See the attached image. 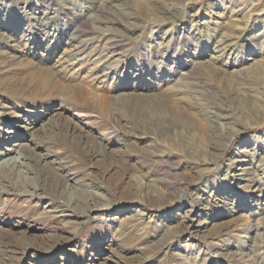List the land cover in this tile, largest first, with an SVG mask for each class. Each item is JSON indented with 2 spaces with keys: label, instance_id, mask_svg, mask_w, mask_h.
<instances>
[{
  "label": "rangeland",
  "instance_id": "374dc122",
  "mask_svg": "<svg viewBox=\"0 0 264 264\" xmlns=\"http://www.w3.org/2000/svg\"><path fill=\"white\" fill-rule=\"evenodd\" d=\"M133 1L88 0V5L96 8L90 13L100 23ZM138 1L146 8L164 6L177 13L168 19L150 16L154 31L133 33L134 56L122 57L116 75L101 83L93 79V56L76 51L80 39L90 37H78L72 25L65 26L62 9L41 0H0V37L5 39L0 41V165L21 149L48 161L41 165L24 156L23 162L1 168L0 264H264L261 246L256 250L254 245L264 241V16L256 26L245 24L230 13L227 2H237L245 15L248 10L259 14L264 0H181L182 9L173 0ZM64 2L75 10L78 4L85 6L82 0ZM49 17L59 21L53 25ZM217 26L227 29L218 32ZM180 34L192 46H183L177 40ZM170 37L176 39L168 42ZM163 64L166 69L160 71ZM197 64L205 73L213 65L229 76L253 69L259 76L245 93L250 104L259 103L261 114L244 115L219 96L230 116L226 128L218 126L226 140H213L216 150L209 148L208 125L215 127L223 112L208 107L220 116L206 117L204 109L208 125L199 132L202 153L195 157L188 151L194 145L177 149L172 138L166 141L153 129L139 130L126 122L128 108L119 94L161 98V110L173 119L177 108L192 102L184 104L179 100L184 96L170 93V88L179 74ZM50 70L54 83L34 82L37 71ZM185 93L201 103L206 98L192 90ZM82 97L91 103L80 106ZM131 100L130 109H141L140 99ZM82 107L89 109L88 118L71 110ZM192 120L206 123L196 115ZM48 128L51 135L45 136ZM149 156L154 161L169 156L180 166L174 174L157 176ZM60 167L63 187L53 192L45 172ZM26 177L36 180V194L18 191ZM182 178L187 192L185 185L166 188ZM94 204L108 207L96 213Z\"/></svg>",
  "mask_w": 264,
  "mask_h": 264
},
{
  "label": "bare ground",
  "instance_id": "6f19581e",
  "mask_svg": "<svg viewBox=\"0 0 264 264\" xmlns=\"http://www.w3.org/2000/svg\"><path fill=\"white\" fill-rule=\"evenodd\" d=\"M17 1H23L24 2V0H17ZM41 1H45L46 4H48L49 6H51V5H53L54 7L58 6L59 8H57V9H62L61 14L62 13L65 14L66 15L65 17L67 19L66 22H64L66 25L65 24L64 25L65 26H71L72 25V28H74V29L69 28L68 30L72 29L74 31V33L77 34L78 37L83 36V35L90 37L87 40H84L86 37H82L80 39V42H79L80 48L77 49L76 51H77V54L80 53V55L84 54L87 56L88 55L93 56V59L90 58L92 60V62H94L93 64H95L94 73L92 72L93 73V79H95L101 83L104 81H107L113 75H116L115 73L120 68V63H118V62L122 59V57H123V59L128 57V60H130V58H132L134 56V54H133L134 48H133V46L131 47V45L133 43H135L136 41L134 40V38L132 36L133 33L140 32V33L144 34L149 30L154 31L153 27L151 25H149V23H151V22H149L150 16H154V17L161 16V17H164V19H168V17L177 13V12H172V10L170 11V10L165 9L164 6H156L157 9H154L155 6L154 7L151 6L149 8H146L144 6H141L139 4L138 0H135V2L134 1L132 3L130 2V4H127V3H126V5L121 4L123 6V9L121 10V12L119 11L116 14V17L114 16L113 13H111L110 16H112V17L111 18L109 17L110 19L106 18V22L101 21L100 23H103V26H101L100 23L97 22V19H96L97 17H94L93 13H90L91 10H93V12H95L94 10H96V8L92 7V5H88L89 4L88 0H82L83 4L85 6H82V3L78 4L77 10L69 8V5L66 4L64 2V0L62 1V4H60L61 0H41ZM169 1H171V0H169ZM174 1L176 2L175 5H178L179 7H181V9L183 6H185V3L182 2L181 0H173V2ZM190 2H192V0ZM227 2L230 4V6L228 8L230 10V13L232 15L242 17L240 20L245 24L251 23V24L256 26V24H258L260 18H262V16H264V8L260 11L259 14L258 13L250 14L249 13L250 11L248 10V13L246 12L247 14L243 15L242 14L243 10L241 11L240 8L237 9V7H238L237 2H230V1H227ZM86 5H88L89 7L88 6L86 7ZM226 6H228V5H226ZM168 9H169V7H168ZM245 9H248V8H245ZM107 10H110V9H104V10L102 9L99 11L102 13H106ZM55 18H57V19H55ZM46 20L52 22L54 25V23L59 21V17H49ZM98 20L100 21V19H98ZM107 20H109L108 23H107ZM129 21H131V22H129ZM43 22H45V21H43ZM109 24H111V25L108 26ZM136 24H138V25H136ZM126 26H129L132 30H128ZM263 26H264V23H263ZM225 28H226V26L225 27L217 26V28H215V30L220 32V31L224 30ZM212 32H214V31H212ZM45 33H44V35H45ZM75 38H76V36H75ZM177 38H178L177 40L180 41V43L183 44V46H184V44H186L187 47H190V45L192 46V44H191L192 41L190 40V38H188V36H182L180 34L179 37H177ZM77 39H79V38H77ZM175 39H176V37L174 39H172L170 37L168 42H170V41L172 42ZM4 40H5L4 37L3 38L0 37V41L5 42ZM6 41L11 42L10 39L9 40L7 39ZM18 41H20V40L18 39ZM182 41L184 43H182ZM130 43H132V44H130ZM99 46H101L102 48H105L107 53L102 52L105 54H100L99 52H97L95 50V48L97 49V48H99ZM168 47H170V46H168ZM74 53H76V52H74ZM155 55H157V54H155ZM65 56H66V54H65ZM116 57H118L120 59H118ZM67 58H70V57H67ZM75 59H77V58H75ZM79 59L76 61H79ZM70 60H69V62H70ZM73 62H75V61H73ZM123 63H122V65H123ZM173 63L175 65L177 64L175 62H173ZM65 65H66V63H65ZM70 65H71V63H69V66ZM262 68L264 70V67H262ZM162 69L163 70L166 69L165 64H163V66L159 68L160 71ZM188 69L189 70H187L184 74H179L180 77L175 81L174 86L172 88H170V93L177 94V95H183L184 97H180L179 100H182V102H184V104H186L187 101H191L192 103H190L187 106V108L183 109L184 111L181 109L182 106L180 108H177V110L174 111L175 114H174L173 119H171V115L169 114V112L161 110V109H165L164 101L161 98H157L156 101H154V100H150V99L146 98V96H138V97L134 96V93H121V94H119V96H120L119 101L124 102V108H128V109H124V112H125L126 118H127V119L124 118V120L126 122H130L131 125L136 126L139 130H140V128L145 129V130L146 129H153L155 132H159L161 135V138L162 139L165 138L166 141H167V138H172L174 141V145L177 149L186 151L188 145H190V146L194 145V151L193 150H188V151L192 152V155L197 157V156L201 155V153H202L201 149H199V146H198L199 144H201L198 141V140H201L199 138V132L202 130H205L203 128V125H205V124L208 125V120H207L208 118L203 117V115H204L203 110L204 109H207L208 107H210V109H215L217 111L223 112V115L220 116L215 111H213V112L209 111L210 109L209 110L207 109V111H206V117H211L209 114H212L213 118H214V116L216 114V115H219L221 118V119L218 118V120H215V127H212V124H211V126L208 125V128H207L208 130L206 129L207 130V136H206L207 139L206 140H207V143L209 144V148L211 146V148L216 150L215 149L216 145H211L213 140H215L216 143L219 140H226L225 135H222V134L219 135L218 134L222 131V129H221V131H220V129H218V126L224 125L226 128V126L228 125V122H226V121L229 120L230 116L228 114L227 109H225V106L223 105L224 102L221 101L219 96H222L225 99V101L230 102V104L233 105L234 109H236V110L238 109V110L242 111V113L244 115L249 116V113L255 114V112L261 114L259 103L254 101V104H250V101L248 98H250L251 96L245 93L246 89H252V87L255 86V84L257 82L256 77L259 76V74L254 72V70L252 69V70H249V71L242 73L240 76H234V75L229 76L226 74L222 75L221 74L222 71L213 65H211L207 68L206 73L204 71V67H201L198 64L191 66V67H188ZM169 72L171 73V71H169ZM55 76L56 75L52 70L47 71V72L37 71L33 75V77H34L33 80L35 83H39L40 85H44L46 83L50 84V83L55 82L54 81ZM181 85H183V86H181ZM35 86H36V84H35ZM216 89L219 90V94L217 92H215ZM189 90L196 92V95H198V96L205 95L206 98L204 100V103L196 101L190 95L186 96L185 92L189 91ZM239 92H243L244 94H242V96H240L241 93H239ZM85 93H86V91H85ZM135 95H140V94L135 93ZM134 98L140 99V100H138V102L141 106V109L134 110V109H130L128 107L132 102L131 99H134ZM87 101H89V104L91 103V101L89 99H87L86 97H82L81 99H79V105L85 106L86 104H88ZM112 105L114 107V102L112 103ZM86 106H88V105H86ZM71 110L76 112V115H82V116H85L86 118L89 117V112H88L89 109H86L84 107H82V109L81 108L80 109L72 108ZM76 115H75V118L77 117ZM194 115H196L197 117H199L200 119H202L206 123L199 122L198 120L196 122H194L192 120V116H194ZM77 119H78V117H77ZM220 120H222V122ZM212 123H213V121H212ZM55 127L58 129V125H55ZM64 129H67L66 126H64ZM45 133H46V135H45ZM45 133H44L45 136H48V134L51 135L50 129L49 128L46 129ZM151 139L154 140V138H151ZM194 141H195V143H194ZM256 147L261 149L260 145H258ZM23 153H24V149H21L20 152H18L17 155L14 156L11 160L4 162V164L0 165V177H2L4 175L2 173L1 168H5L7 165L10 166L11 164H16V163L19 164V161L23 162L22 160L24 159V156L26 158H29V160L30 159L35 160V158H37L41 165L44 162H46V164L48 163V161H46L47 157H44L42 159V157L41 156L39 157L38 155H36L37 157H34V156L31 157V155H28L27 153H25V154H23ZM149 157H150V162H151V170L157 176L159 175L160 172L161 173L165 172L169 175L174 174L173 169H178V167L180 166L177 161L170 160L171 157H169V156L161 157L157 161H154L151 156H149ZM16 161H18V162H16ZM35 169H36V167L34 168V170ZM63 170L60 167L58 169V172H56L55 168H51L49 171L45 172V174L48 175L47 176L48 177L47 179L49 180L48 183H49V185L51 184V186H48V188L50 187L51 190H55L53 192H56V189L60 190L63 187V182H64L63 181L64 180L63 179L64 178L63 177L64 176ZM111 177H113V179H114L115 174H114V176L112 174ZM109 179H110V177H109ZM27 180L29 181V183H27ZM21 181L24 183H22L20 185L21 188H19L18 191L22 192L25 195H28V194L32 195V194L37 193L36 184H35L36 180L35 179H33V178L27 179V177H26L25 179H23ZM159 181L163 182L161 179H159ZM45 182H46V180H45ZM170 183L171 184H166V188L168 190H176L177 188L185 185L184 191L187 192L188 186H187V180L185 178H182L178 181H172ZM64 184H66V183H64ZM43 186H45V185H42V187ZM1 187L3 188L2 185H1ZM170 193H172V192H170ZM170 193H168V196H166V197L172 198ZM70 198H71V196H70ZM165 200H167V199L165 197H163V202ZM107 207H108L107 205H95L94 211H96V213H98V212L105 210ZM132 216L133 215H131L130 218H135V216H133V217ZM254 232H255V237L260 236V234L256 230H254ZM220 236L222 237V234ZM245 239L249 240L248 236ZM254 245L256 246V250H258L259 245L261 246L262 251L259 254L263 255L264 254V241L255 242Z\"/></svg>",
  "mask_w": 264,
  "mask_h": 264
}]
</instances>
